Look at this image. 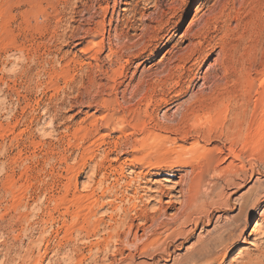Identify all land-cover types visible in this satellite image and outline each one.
Wrapping results in <instances>:
<instances>
[{
    "label": "rangeland",
    "instance_id": "1",
    "mask_svg": "<svg viewBox=\"0 0 264 264\" xmlns=\"http://www.w3.org/2000/svg\"><path fill=\"white\" fill-rule=\"evenodd\" d=\"M155 1L70 0L65 7L53 0H0V264H193L183 262L188 250L200 238H218L234 217L241 238L200 264H264V164L253 148L259 138L264 157V0H157V8ZM149 14L154 23L145 21ZM143 33L139 42L135 36ZM102 41V52L92 48ZM143 94L151 98L140 104ZM200 103L243 110L245 141L235 144L232 113L226 130L215 128L209 141L188 131L192 116L177 125L186 108ZM218 109L215 126L224 118ZM134 110L139 122L148 123L151 114L156 123L179 131L164 136L165 146L175 139L186 155L201 156L221 149L218 172L245 173L246 181L222 197L235 205L210 209V200L199 197L211 222L198 228L187 222L185 230L193 235L176 238L171 255L140 250L150 229L129 242L122 237L120 246L102 242L114 229L111 219H123L136 186L142 197L134 204L156 215V226L180 215L189 182L204 174L202 160L195 170L138 163L141 154L133 149L139 132L118 130L131 123L128 112ZM196 117L203 121L201 112ZM141 172L149 175L136 184Z\"/></svg>",
    "mask_w": 264,
    "mask_h": 264
},
{
    "label": "bare ground",
    "instance_id": "2",
    "mask_svg": "<svg viewBox=\"0 0 264 264\" xmlns=\"http://www.w3.org/2000/svg\"><path fill=\"white\" fill-rule=\"evenodd\" d=\"M53 1L57 5H59V4L62 3L66 7L68 5V3H69L70 0H53ZM157 3H158V1L156 0L155 1V7L156 8H157L156 5H158ZM151 4L152 3H150V5ZM130 6L131 5H129V7ZM55 10H56V8H55ZM144 10L145 11L148 10L147 6H145V9ZM101 11H103L102 8H101ZM123 11L124 12L125 11H129V9H124ZM55 13L59 15V10L57 9ZM57 19H59V18H57ZM154 20L155 19L152 17L151 14H149V18L145 19V21L146 22H149V24L150 23H154L155 22ZM93 21H94V19H93ZM57 23H60V20L57 21L54 24L56 25ZM87 24L89 25V23H87ZM136 30H137V28H136ZM152 30H154V28H152ZM90 31L91 30H88V32L86 33V36L90 35L89 36L90 39L91 40H95L96 37H94L93 34H91L92 32L90 33ZM146 35H145V33H143L142 35L135 36V37H139V39H140L139 42H142V41H144L143 40V37H145ZM124 36H125V38H128V37H126V35H124ZM133 38H134V36L133 37H129V40L130 39H133ZM91 46H92L93 49L94 48H98L100 52H102L104 50V48H105L104 41H102L100 43H93L92 42V45ZM109 46H110L109 47V52H110L109 54H110V56H116L117 59H118V61H119V58L120 57L118 56V53H119V52H117L118 50L116 51L114 49L113 45H109ZM92 48H90V49H92ZM98 49H97V52H96L97 53L96 56H99L100 55V54H98V52H99ZM121 50H122V48H121ZM140 51H141L140 52L141 54L138 53L139 54L138 55L139 58L142 56V52L144 51V47L143 46H141ZM121 59H123V58H121ZM152 67L153 66H150V68L148 70H151ZM122 68H124V67H122ZM122 72H120L119 75H123L124 73L122 74ZM155 78H154V80H155ZM251 86H253V85H249L248 86V89H253V87L251 88ZM125 89H127V88H125ZM149 94H147V95H144L143 94L144 96H142V99L140 100L139 103L141 104L142 102L147 101L149 98H151ZM210 104H211L210 108H204L203 107V104H201V103L199 105L192 106V108H190V107L189 108H186L184 110V112L181 114L180 118L177 120V125H180V124H183L184 125V122H186V121L189 122V120H187V118H189L190 116H192V119H190V122L192 121V123L191 124L189 123V125H191V126H190V130L188 129V131L194 132L198 137H201L204 140H207L208 138H210V136H212V134L214 133L213 131L215 130V128H216V131L215 132H217V129H219V128H220V130H226V129H224V128H226L225 125H226V122L228 120V119L226 120V116H228L229 113H232L233 114V119H232L231 125H232V127H234L235 133H236V136H235L236 137V142H235V144L238 143L239 141H241V142L242 141H245V140H243V137L245 136V135L243 136V133L245 131V125L247 124V119H246V115L247 114L245 115V113L242 112L243 110L236 111V110H234L233 108H231L229 106L222 107V110L221 109L219 110L217 108L218 102H217V104L215 103L216 105L215 104H212V103H210ZM217 109L220 111L221 114L224 115V116L222 115L224 118L223 119H220V120H222L221 121L222 123H220L219 126L218 125L215 126V124L213 122V119H212V114H214V112H218ZM124 112H126V111L124 110ZM199 112H201L203 114V121H202V118L196 117V114L199 113ZM128 114H131L129 116L131 118V120H132L131 123L129 122V124H128V126L126 128L125 127H122L121 125H119L118 130H119V132H124L125 130L132 128L136 133L139 132L137 135H140L141 136V139L140 140L137 139L138 141L134 142L135 144H134L133 151L135 153H139L140 152L141 155H140V158H135L134 156H133V158H135V160L138 163H141L144 168L145 167H156V168L157 167H160V168L162 167L163 168V167H167L165 165L168 164V165L180 166V167L181 166H189V167H191V169L195 170L197 168V165H199V162L202 160V162L204 161L203 162V165H202L204 167L203 168L204 174H203L202 177L200 176L201 179L199 178L200 180H198L197 182H191V183L189 182V185H188L187 191H186V196H185V204L183 205L182 208L180 207L181 208L180 215L176 219H173L170 222H168V221L167 222L166 221L165 222H159L158 224H156V226H154V222L157 221L155 219L156 218L155 217L156 215L155 216H153V214L150 215L148 211L144 210V208L143 209L142 208L141 209H138L139 206H137L136 204H134V200H138V199L141 200V197H142V196L141 197L139 196V191H141V188L138 189L139 185L136 186L135 191H134L135 198L134 199H130L129 198L127 200L128 201L127 203H129L130 206L128 205L129 208L127 207L128 209H124L123 212H122L124 214L123 215V219L121 221H119V222L116 221L115 219L114 220L111 219L114 222V225H115V226H113V224H112V226L114 227V229L111 232L112 234L111 233H108V238H104V239L102 238L103 239L102 242L103 243L105 242L106 245L109 246V244H108L109 240H111V241L113 240L112 243L115 242L116 244H118L120 246V244L123 243V241H122L123 239L121 240L122 237H124L126 239V242H129V240H130V238L132 236H133L134 239L136 238V235H137V232L138 231L145 232L146 230H149L150 229V236H149L148 239H146V241L142 245H140L141 246L140 247V250L143 251V252H146L148 250L150 251V249H151L154 252L161 253V256H166L168 254L171 255V253L169 251H170L171 248L174 247V244L177 242V241H175L176 238L180 237L182 239H185L184 241H187V239H189L193 235V231H187L186 232V230H185V224L187 222H190V224H192L194 228L195 227L198 228L200 225H204V224L208 225L211 222V212L209 211V209L208 210H205V206L207 204L199 205V203H200L199 202V197L200 196H204L206 199H208V201L210 200V205H209L210 206L209 207L210 209H211V207H214L215 209L216 208L219 209L220 207L221 208H224V209H227V207H229V205L230 206L231 205H235L232 202V199H230L229 197H228V199L226 201L225 200H222V197H224L227 194L226 192L228 190H230L232 187L233 188H238L239 187L240 184L237 183V181H243V182L246 181V179L244 178V174L245 173L243 172V170L242 171L239 170V171H234V172H228V173H225L223 171L218 172V163H219L220 157L222 156V153H223L221 149H217V150L216 149H213L211 151H208V152L204 153L203 156H201L199 154L198 155L195 154V153L193 154V152H192L191 155H186L187 154V148L183 147V148H185V149H183V148L177 147L176 146L177 140H175V139L172 140V142H169V145L168 146H165L164 145V143H165L164 136H166L168 134L169 135L179 134V133H177L179 131L175 130L173 126H168L167 127V125H166V127H165V126H162V125H165V124L156 123V121L153 120L152 116H150L151 114L148 116L149 117L148 123H146V122H139V117H140L139 115H140V113H138L136 110L129 111ZM217 116H218V114H217ZM123 117H121L120 119H124ZM215 117H216V115H215ZM130 118H128V119H130ZM120 121L117 120V122H120ZM227 129H228V126H227ZM246 130H247V128H246ZM247 135L245 136L244 139L247 138ZM180 136H182V135L180 134ZM188 136H189V133H185L184 134L183 142L186 139H188ZM166 138H167V136H166ZM207 141H209V140H207ZM232 142H233V140H232ZM194 143H198V140L196 139ZM254 143H255V145H253L254 146L253 148L259 153V151L262 148V142H261V140H259V138H256L253 141V144ZM242 144H244V143H242ZM238 145H239V143H238ZM243 147H241V148H243ZM233 149L235 150V148H233ZM188 151H189V149H188ZM228 152L230 153V150ZM232 153H233V150H232ZM258 153L257 154L254 153V154H256V155H254L255 158H256V160L258 161V163L264 164V157L262 155H259ZM108 155L106 157H108ZM184 157H186V158H184ZM168 161H171L172 164L171 163L169 164ZM260 167L257 166V168H256L257 171H260L259 170ZM148 175H149L148 173L144 174L143 172H141L139 174L137 173V175L135 176L136 184L137 183H139V184L144 183L143 180H145V178ZM218 182H221V184H222V186L219 189H217ZM132 183H133V181L129 182V184L127 185V187H130L132 185ZM124 184H126V183H124ZM105 192H107V191H105ZM108 195H110V194H108ZM228 195L230 196L231 194H228ZM124 207H126V206H124ZM128 212H130V213H128ZM192 215H195L196 218L193 219L192 218ZM137 221L138 222L140 221V223L141 222L142 223L138 225V224H136ZM238 223H239V218H235V217L234 218H231L230 222H228V226L226 228H224V230L221 233H219V237L218 238H212V239H209V240H203L202 238L198 239L196 246H194L193 248H191L190 250H188L187 254L185 255V260H183V262L184 263L190 262V263H193V264H200V263H204V262L210 263L211 260H207L208 255L210 253H212L215 249H219L220 252H221V254H222L225 250H227L228 248L231 247V245L233 244V241H235V239H237V237L241 238V235L240 236H236V234H235L237 232L238 228H239V226H238L239 224ZM172 224L173 225L176 224V228L174 230H172L170 234H165L164 235L163 234L164 232L165 233L166 232H169V229H167V227L170 226V225H172ZM201 228H203V227H201ZM134 230L136 231V233L133 232ZM194 231H195V229H194ZM206 233H208V232L206 231ZM162 235H164V236H162ZM210 235H211V233L209 234V236ZM88 237H90V236H88ZM183 243H180L179 246H177V247H183ZM123 244H125V243H123ZM137 249H138V246L135 245V251H137ZM138 251H139V249H138ZM220 252H219V254H220ZM44 254H46V253H44ZM156 254H158V253H156ZM219 258H220V256L218 255V257L216 258V260H219Z\"/></svg>",
    "mask_w": 264,
    "mask_h": 264
}]
</instances>
